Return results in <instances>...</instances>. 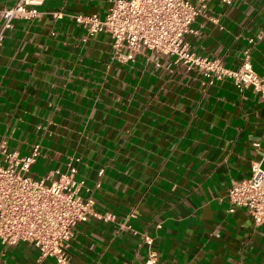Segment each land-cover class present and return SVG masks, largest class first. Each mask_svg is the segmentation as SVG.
<instances>
[{
    "label": "crops",
    "instance_id": "0c3cea01",
    "mask_svg": "<svg viewBox=\"0 0 264 264\" xmlns=\"http://www.w3.org/2000/svg\"><path fill=\"white\" fill-rule=\"evenodd\" d=\"M17 1L0 0V10ZM113 2L44 0L38 17L14 21L0 48V143L20 155L39 146L36 176L73 161L83 196L129 218L136 232L79 222L71 264H146L149 251L161 264H264V224L246 208L230 212L226 197L253 162L264 167V98L229 78L207 85L194 72L171 76L143 54L112 62V37L84 40L75 16L104 17ZM209 8L219 21L194 23L192 49L232 69L248 53L264 74V0H210ZM39 255L31 242L0 238V264H58Z\"/></svg>",
    "mask_w": 264,
    "mask_h": 264
},
{
    "label": "built area",
    "instance_id": "2783aa9c",
    "mask_svg": "<svg viewBox=\"0 0 264 264\" xmlns=\"http://www.w3.org/2000/svg\"><path fill=\"white\" fill-rule=\"evenodd\" d=\"M43 2L18 0L12 7L0 10V48L14 21L38 17L41 14L38 6ZM209 3L210 0H114L104 17L80 14L75 20L86 31L84 40L101 32L112 37V62L128 63L143 54L147 64L161 60L171 76L194 72L198 78H205L207 85L216 79L229 78L240 91L252 88L264 98V74L254 70L248 53L242 65L232 69L226 67L221 58L192 49L187 36L198 33L194 23L200 17L219 21L218 16L210 14ZM263 38L264 30L260 31L258 40ZM40 155L39 146L29 155H20L10 150L6 140L0 143V238L3 244L31 242L40 251L38 263L54 259L58 264H71L69 241L83 220L95 217L136 232L129 218L100 212L92 197L83 196L85 180L78 177L73 161L64 169L50 167L44 175L36 176L32 166ZM226 197L230 212L238 207L246 208L255 225L264 224L262 162H253L249 177L233 180ZM145 240L152 243L148 236ZM146 264H161L156 252L149 251Z\"/></svg>",
    "mask_w": 264,
    "mask_h": 264
}]
</instances>
